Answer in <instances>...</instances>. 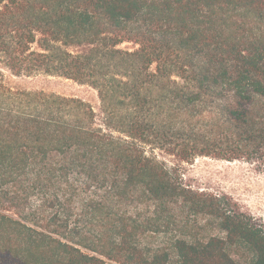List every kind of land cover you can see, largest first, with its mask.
Returning a JSON list of instances; mask_svg holds the SVG:
<instances>
[{
  "label": "trees",
  "instance_id": "trees-1",
  "mask_svg": "<svg viewBox=\"0 0 264 264\" xmlns=\"http://www.w3.org/2000/svg\"><path fill=\"white\" fill-rule=\"evenodd\" d=\"M162 153L264 172V0H0V264H264V222Z\"/></svg>",
  "mask_w": 264,
  "mask_h": 264
},
{
  "label": "rangeland",
  "instance_id": "rangeland-1",
  "mask_svg": "<svg viewBox=\"0 0 264 264\" xmlns=\"http://www.w3.org/2000/svg\"><path fill=\"white\" fill-rule=\"evenodd\" d=\"M11 81L25 88L81 96L94 106L99 105L95 89L63 77L38 74L32 77L12 78ZM160 156L168 165L178 168L185 182L195 188L232 197L243 209L264 222V172L255 171L252 165L242 160L230 161L214 156L197 155L190 160L182 161L176 154L162 153ZM106 264L119 263L107 260Z\"/></svg>",
  "mask_w": 264,
  "mask_h": 264
}]
</instances>
